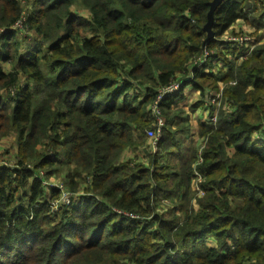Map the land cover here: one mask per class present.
<instances>
[{
  "label": "trees",
  "instance_id": "obj_1",
  "mask_svg": "<svg viewBox=\"0 0 264 264\" xmlns=\"http://www.w3.org/2000/svg\"><path fill=\"white\" fill-rule=\"evenodd\" d=\"M211 1L0 0V146L15 144L1 150L0 264H264V40L241 59L223 38L239 20L263 28L264 0H224L206 40ZM221 85L233 110L199 122L196 165L179 102ZM42 170L80 192L61 213Z\"/></svg>",
  "mask_w": 264,
  "mask_h": 264
},
{
  "label": "built area",
  "instance_id": "obj_2",
  "mask_svg": "<svg viewBox=\"0 0 264 264\" xmlns=\"http://www.w3.org/2000/svg\"><path fill=\"white\" fill-rule=\"evenodd\" d=\"M21 2L26 4V0H21ZM22 26H23V20L18 21L16 27H22ZM240 28L241 26H238L236 30H234V32H227V35L226 36L224 35L223 38L226 39L227 41L239 42L241 43V45H244L246 51L244 52L243 55L240 56L241 59H244L247 55H250L252 53L255 46L257 45V42L252 36L247 34L246 31H240ZM212 53L213 51L206 49L200 57L194 59L193 64L197 66L204 65L206 62H208ZM189 79H193V75H190ZM181 88H182V83L180 81L172 82L170 85L160 90L159 95L152 104V110H153L152 113L156 117V126L146 129L145 136L148 139L151 150L154 152L157 151V149L159 148L158 142L162 135V128L165 126V121L161 114L160 103L166 97L179 93ZM205 106L207 109H210V112L208 117L204 118V121L210 124H217L218 115L221 110H223L224 112H231L233 110V108H231L230 106V103L224 97L223 85H221L218 92H209ZM203 148H204V143L198 147L199 157L196 162V165L201 163L203 160V158L201 157ZM4 164H9V162L4 159L2 154H0V166ZM195 174H196V179L193 181L194 189L197 191L199 195H203L204 191L201 187V183L204 180V177L200 174L198 170H195ZM40 178L42 184L45 187L49 189L54 188L59 191V196L50 201V207L52 211L58 212L63 206L71 205L73 203L78 193L70 191L67 188V185L64 183V181L58 178H53V179L47 178L43 170L40 172ZM123 213L128 216L135 217V215L133 214L125 213V212Z\"/></svg>",
  "mask_w": 264,
  "mask_h": 264
},
{
  "label": "crops",
  "instance_id": "obj_3",
  "mask_svg": "<svg viewBox=\"0 0 264 264\" xmlns=\"http://www.w3.org/2000/svg\"><path fill=\"white\" fill-rule=\"evenodd\" d=\"M242 22V21H241ZM239 25L236 24L233 28L234 30H236V28L238 27ZM241 28L245 29V30H248V31H255L256 30V27L253 25V24H246V26H241ZM264 28V27H263ZM242 29V30H243ZM262 29V28H261ZM260 29V30H261ZM232 30V29H231ZM259 30V32H260ZM230 32V31H228ZM234 32V31H232ZM264 38H261V39H258V42H261L263 41ZM8 66V65H7ZM7 68V67H6ZM10 66H8L7 69H9ZM185 97L183 99L180 100L179 102V106L180 107H183L185 109V107L187 106L188 108H191V110L188 112L186 111L187 114H189L190 116V130L189 132H186V136L185 138H182L183 141H184V153L185 155H188L190 156L192 150L196 147V144L197 142L199 141L200 139V134H199V122L196 121V119L199 117L198 115L200 114H204V116L202 117V119H200V121H203L204 118L208 115V111H207V108L205 107V105L203 103H205V100L204 102H202V104L200 106H196L195 104L198 103L196 102L195 104L193 105H189V103L191 102V100L193 99V97L190 98V95L191 93H195V94H198L201 96L200 92L198 90H194L192 87H186L185 89ZM199 100V99H198ZM192 108H201L203 109L202 112L200 113L199 111H197V109H192ZM194 110H196L197 112L194 114ZM192 111V113H191ZM181 136V135H180ZM139 157H144V155L142 154H139L138 152H136ZM134 153H132L131 150H126L123 155H122V159L126 160L127 158L129 159L130 157H133Z\"/></svg>",
  "mask_w": 264,
  "mask_h": 264
},
{
  "label": "rangeland",
  "instance_id": "obj_4",
  "mask_svg": "<svg viewBox=\"0 0 264 264\" xmlns=\"http://www.w3.org/2000/svg\"><path fill=\"white\" fill-rule=\"evenodd\" d=\"M251 3H254L253 1H251ZM242 20H239L236 24H238L239 26H246V24H248V23H246L245 21H242ZM243 28H240V31H246V33L247 34H249L250 36H252L254 39H255V41L257 42V44L259 43L258 42V39H261V38H264V28H262L261 30H260V32H259V30H255L254 32L253 31H248V30H245V29H243ZM231 32V31H230ZM227 35V33H225V36ZM264 40V39H263ZM232 43H235V44H237V45H241V43H239V42H232ZM236 53H238V54H236V57H239V56H241V55H243L244 54V52L243 53H240V52H236ZM251 55V54H250ZM249 55H247L245 58H247ZM244 58V59H245ZM189 87V86H188ZM191 97H193V99L191 100V102L189 103V105L191 106V105H193V104H195L196 102H201L202 100H204V97H202V96H200V95H198V94H195V93H191V95H190V98ZM199 99V100H198ZM206 102H207V97H206V100H205V103H203L204 105L206 104ZM197 104V103H196ZM195 104V105H196ZM206 107V106H205ZM181 108H183V107H181ZM184 109V108H183ZM192 109H197V111H199L200 113L202 112V110L203 109H201V108H192ZM185 112L186 111H190L191 110V108H188L187 106L185 107ZM196 110H194V114L197 112ZM207 111H208V115H209V112H210V109H207ZM191 113H192V111H191ZM208 115L205 117V118H207L208 117ZM199 117L196 119V121L197 122H200V119H202V117L204 116V114H199L198 115ZM181 135V136H180ZM181 137V138H185V136H186V134H185V132H182V133H179L178 134V137ZM184 142V141H183ZM202 142H203V138H200L199 139V141L197 142V144H196V146H201L202 145ZM15 144H14V138L12 137V138H7V139H5V140H3L2 142H1V146H0V154H2L3 155V152L1 151V150H5L6 148H12L13 146H14ZM145 149L146 150H148V152H151L152 150L150 149V147H149V144H147V146L145 147ZM138 153L139 154H142V155H144V157H145V151H143V149H140V150H138ZM3 157L5 158L6 156H4L3 155ZM59 179V178H58ZM62 180V179H61ZM196 191V190H195ZM78 193H80V192H78ZM169 204H167V203H163V206L162 207H164V208H167V206H168ZM61 211H62V209H60V211H58V213H61ZM212 240V239H211Z\"/></svg>",
  "mask_w": 264,
  "mask_h": 264
},
{
  "label": "water",
  "instance_id": "obj_5",
  "mask_svg": "<svg viewBox=\"0 0 264 264\" xmlns=\"http://www.w3.org/2000/svg\"><path fill=\"white\" fill-rule=\"evenodd\" d=\"M224 0H212L210 2V10L208 12V19L207 22L205 23L203 29L207 32V39L209 40L210 38L214 37L215 30L213 28L214 22H215V16L214 12L215 9L223 2Z\"/></svg>",
  "mask_w": 264,
  "mask_h": 264
}]
</instances>
